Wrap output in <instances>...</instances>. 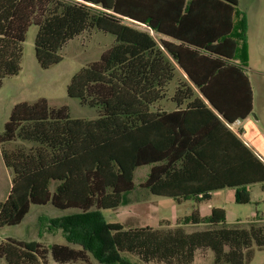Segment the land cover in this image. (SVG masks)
<instances>
[{
  "label": "trees",
  "instance_id": "1",
  "mask_svg": "<svg viewBox=\"0 0 264 264\" xmlns=\"http://www.w3.org/2000/svg\"><path fill=\"white\" fill-rule=\"evenodd\" d=\"M239 4L0 0V89L6 77L20 72L33 24L43 68L62 61L69 41L92 29L116 37L67 88L69 96L97 108V118H74L68 106H52L46 98L14 106L0 134L12 172L11 189L0 202V228L20 224L33 204L77 209L83 217L116 209L135 189V171L145 165L151 169L140 186L154 195L179 204L191 198L206 202L215 191L235 188L237 202L249 203V186L264 184V161L232 128L254 112L247 64L235 61V35L246 30L243 16L235 32ZM173 85L175 109L169 111L163 102ZM18 139L31 145L9 149ZM181 223L209 227L188 232ZM74 228L66 230L70 241H75ZM77 238L83 248L8 237L0 240V258L8 264H90L89 249L103 264H132L123 252L144 264H192L197 250L207 248L215 264H249L253 244L264 248V224L228 227L224 208L213 207L205 217L196 208L175 227L125 228L101 221L93 241Z\"/></svg>",
  "mask_w": 264,
  "mask_h": 264
},
{
  "label": "rangeland",
  "instance_id": "2",
  "mask_svg": "<svg viewBox=\"0 0 264 264\" xmlns=\"http://www.w3.org/2000/svg\"><path fill=\"white\" fill-rule=\"evenodd\" d=\"M243 16L246 19V30L242 37L235 35L238 40L235 61L239 64L243 62L247 64L246 68L252 76L257 95L256 110L264 120V0H240L235 19V32L240 31ZM37 32V25L33 24L29 27L26 40L23 43L21 70L18 74L10 75L3 80L0 89V134L4 131L5 124L17 103L35 102L40 98H46L52 106H68L74 118L95 119L98 117L97 108L81 104L78 98L68 95L67 88L72 77L82 67L99 59L102 52L115 43V35L96 28L85 32L69 41L62 49V61L49 68H43L40 66L35 52ZM152 34L159 40V35L155 32ZM179 75L182 73L180 72ZM173 92L174 85L170 89L168 99L163 102L164 107H173L170 100ZM30 145L29 142L18 139L9 144L8 148L29 147ZM149 172L150 165L137 168L135 189L126 196L124 204L116 209H104L83 217V212L77 209L63 210L50 203L33 204L20 224L0 228V240L13 237L27 241L36 240L47 246H51L53 243H63L83 248L84 244L77 237H86L85 241H93L91 239L96 237L101 221L120 222L124 224L125 228L147 225L169 228L177 226L184 216L189 215L196 208L200 210L203 217L208 216L213 206L225 209L228 227L250 228L252 224H264V189L261 183L249 186L251 201L246 204L237 202L236 189L234 188L213 192L210 201L205 202L191 198L179 204L173 198L154 195L148 189L140 186V183L146 180ZM11 185L12 172L5 165L0 145V202L7 198ZM55 186L56 184L53 182L51 184L52 191L55 190ZM73 226L75 227V241H70L71 234L66 230L71 232ZM181 226L188 232L209 227L206 223L198 225L181 223ZM89 237L91 238L88 239ZM253 248L255 255L249 264H264V248L259 249L255 243ZM88 251L91 255L90 264H103L92 250L88 249ZM114 252L113 250L110 253ZM120 255L132 264H144L136 254L123 252ZM49 257L50 261L55 263L51 256ZM214 258L215 254L211 249H198L192 264H215ZM0 264L8 263L4 258H0ZM150 264L164 263L153 262Z\"/></svg>",
  "mask_w": 264,
  "mask_h": 264
},
{
  "label": "crops",
  "instance_id": "3",
  "mask_svg": "<svg viewBox=\"0 0 264 264\" xmlns=\"http://www.w3.org/2000/svg\"><path fill=\"white\" fill-rule=\"evenodd\" d=\"M247 73L250 75L251 85L254 91V112L255 113H252L245 120H241L237 122L236 124L232 126V128L234 129L235 132L239 133L243 141L264 161V120L261 114L258 113L256 110L257 95L255 92L252 76L249 73L248 68H247ZM172 104H173L172 108H166V107L165 108L169 111L174 110L175 105L174 103ZM150 169H151V166H150ZM261 184H262V188L264 189V184L263 183Z\"/></svg>",
  "mask_w": 264,
  "mask_h": 264
},
{
  "label": "built area",
  "instance_id": "4",
  "mask_svg": "<svg viewBox=\"0 0 264 264\" xmlns=\"http://www.w3.org/2000/svg\"><path fill=\"white\" fill-rule=\"evenodd\" d=\"M237 122H239V121H237ZM237 122H236V123H237ZM236 123H235V124H236Z\"/></svg>",
  "mask_w": 264,
  "mask_h": 264
}]
</instances>
